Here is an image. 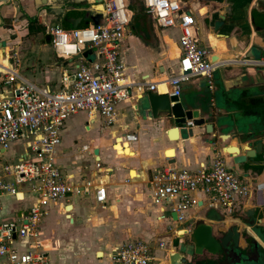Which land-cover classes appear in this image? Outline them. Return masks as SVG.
Here are the masks:
<instances>
[{
    "label": "crops",
    "instance_id": "0c3cea01",
    "mask_svg": "<svg viewBox=\"0 0 264 264\" xmlns=\"http://www.w3.org/2000/svg\"><path fill=\"white\" fill-rule=\"evenodd\" d=\"M96 1L99 0H59L54 6L67 5L63 11H84L89 17L87 11L94 7L100 9L98 4L101 3L94 4ZM80 4L87 7L83 8ZM46 7L53 9L51 5L37 7L32 0H0V42H4L6 57L12 64L11 47L28 36V19L35 18L42 29L43 24H57V18H47ZM140 7L141 16L131 23L136 30L128 25L129 31L118 49V58L125 70V82H130L132 86L129 89L130 98L115 104L114 123L105 128L97 114L88 118L84 112H77L66 119L61 129L60 144L55 151L56 166L65 170L64 178L78 190L86 183H90L92 188L85 194L68 195L48 206L40 225L39 240L51 264H111V254L121 243L132 239L145 241L153 235L147 207L142 204L144 199L149 200L147 182L152 170L162 166L197 170L201 165H209L216 155L233 167L230 155L236 156L235 148L242 152L246 145L251 148L256 142L264 145V69L239 63L243 59H257L255 57L264 55V0H221L218 3L195 0L190 7L186 0L185 8L193 17L199 45L207 50V58H211L212 64L217 67L211 74L210 91L206 80L200 77L180 84L179 101L182 103L190 98L192 107L186 109L196 110L203 122L186 128L183 139L173 133L168 137L171 125L163 116L151 118L147 97L167 95L169 90L158 84L152 92L136 88L142 79L157 82L175 71L179 56L176 39L179 31L157 28L143 13L142 1ZM60 27L71 28L63 24ZM256 27L263 28L256 32ZM64 70L70 72L72 68L65 66V62L58 63L43 68L39 80L30 82L22 79L36 87L58 90ZM203 95L209 97L208 109L200 101ZM207 125L209 129H206ZM221 135H225L223 140ZM125 136H134L135 140L125 143ZM119 139H122L121 145ZM17 143L22 145L21 142L12 143L8 148L10 152ZM226 146L231 149L222 150ZM94 149L97 150V160L92 154ZM80 161L87 164L85 170L81 169ZM237 167L240 173L248 176L245 178L252 187L244 212L253 210L260 218L264 214V197L260 195V188L264 187V162L258 174L242 169V165ZM100 184L105 190L103 205L93 201V189ZM4 198L10 197L0 196L3 209L0 222L19 217L30 201L26 194H18L17 198L22 199L12 200L18 205L24 203V209H16L8 202L4 203ZM152 207L154 219L158 222L156 208ZM204 210L203 216L186 219L188 222L191 219H206L205 213L209 210ZM216 215L220 216L214 212V217ZM228 220L236 222V219ZM261 221L264 236V219ZM53 223L59 224L60 231H55ZM69 227L78 232L68 235ZM174 235L166 239L169 249L165 260L153 257L157 264H166L169 252L174 251L171 247L180 242L176 232ZM173 237L175 242H172ZM62 243L71 247L68 253H62ZM22 244L23 241H17L15 245L20 247ZM185 258L186 264H189V254Z\"/></svg>",
    "mask_w": 264,
    "mask_h": 264
},
{
    "label": "built area",
    "instance_id": "2783aa9c",
    "mask_svg": "<svg viewBox=\"0 0 264 264\" xmlns=\"http://www.w3.org/2000/svg\"><path fill=\"white\" fill-rule=\"evenodd\" d=\"M141 1L143 13L157 28L179 31V56L175 71L157 82L142 79L137 90L152 92L158 84L169 90L168 96L178 97L182 82L199 77L212 90L211 74L217 66L208 62L207 50L199 45L193 18L185 8L186 0ZM98 6L99 10L94 7L87 11L91 16L101 15L96 25L89 22L86 27L72 29H63L60 24L42 25L56 57L72 68L62 72L58 90L25 82L8 58V68L0 64V158L14 142H21L23 147L14 164L0 162V196L21 200L17 194L24 193L30 199L19 217L0 222V264H51L39 240V226L48 206L67 194L78 196L92 188L86 183L78 190L67 178H60L55 151L61 129L66 119L77 112H84L88 118L97 114L108 128L116 118L115 104L130 98L132 84L125 82V70L118 58L119 46L129 31L128 0H102ZM86 51L90 55L83 57ZM76 56L78 63L73 60ZM88 57L92 59L87 62ZM239 63L264 69V55ZM191 126V121H185L183 128ZM124 139L128 143L135 137ZM147 185L156 220L161 223L167 212L169 220L179 225L188 221L185 212L190 207L212 210L235 220L243 215L252 195L251 182L226 169L219 155L197 170L156 168L150 172ZM93 201L97 205L105 201L101 184L93 189ZM2 211L0 204V214ZM190 226L182 229L184 233L189 234ZM17 241L23 244L16 247ZM158 248H163V242ZM148 253L146 241L132 239L115 248L110 263L151 264L156 260Z\"/></svg>",
    "mask_w": 264,
    "mask_h": 264
},
{
    "label": "rangeland",
    "instance_id": "374dc122",
    "mask_svg": "<svg viewBox=\"0 0 264 264\" xmlns=\"http://www.w3.org/2000/svg\"><path fill=\"white\" fill-rule=\"evenodd\" d=\"M187 1H188V6L190 7L191 3L195 0H187ZM128 2L131 5V8L133 9V11H135V12L141 4L140 0H128ZM98 3H101V0L94 2V4H98ZM66 7H68V6L62 5V7H59L58 9H55V10H52V9L46 7L45 11L48 12L47 18H49V17L59 18L58 15H60L61 12ZM82 7L85 8L87 6H86V4H82ZM87 18H88V13L85 14L84 20ZM68 27L69 28L71 27L70 29L73 28V26L71 24ZM168 31H170V30H168ZM170 33L171 32H169V35H171L172 37L175 38V35L173 33H171V34ZM178 37H176V39H178ZM11 48H12V51L10 52V56H11V58H13L12 68L16 69L17 74L21 78H24L30 82H34L35 80H39V78L42 77L43 68L48 67L49 65H52V66L55 65L56 66V64H58V63L59 64L63 63L62 60H57L55 53H54L53 49L51 48L50 44L48 43V41L46 40L43 32H39L37 34H31V35H28L26 37H23L19 41L18 45L12 46ZM255 58H258V57H255ZM91 59H92V57H88L85 60L88 62ZM74 62L78 63L79 60L77 59ZM208 98H209L208 95H203L200 99V101L205 105V107H206L205 109H208L207 108L208 107L207 106L208 105ZM192 103L193 102L190 101V98H187L186 101L182 102V105L185 108H190V107H192ZM22 148H23L22 145L20 143H17V145H15L12 149H10V150H12L11 152L9 151V149L6 150V152L4 153V156H2L0 158V162L10 164V165L14 164L16 162L15 156H16V154H19V152L22 150ZM263 154H264V146H263ZM83 161H86V160H83ZM263 162H264V158H263ZM80 163H81L80 164L81 169L85 170L84 167H87V164L83 163L81 161H80ZM223 164H224V167L226 169L234 171V173L240 175L241 177H244V178L247 177L248 178V176L239 172L238 167L237 168H235V166L230 167L229 163L225 162V161H223ZM57 170H58V174H59L60 178L64 177L63 175L65 173V170L61 169V168L60 169L58 168ZM21 187H22L21 189L24 188L23 185ZM24 190L25 189H23L22 191H24ZM260 195L262 196V198L264 197V187L263 186L260 188ZM141 198L142 197H140V199ZM4 199H5L4 203L8 202V204H10L12 207H14L16 209H22L24 206L23 205L24 203L20 204V205L15 203L12 200V198H8V199L4 198ZM142 204L145 205L144 207H147V210H148L147 215L149 217L148 223H149V226L151 229L150 232L153 234L150 237H148L147 239H145V241H147L146 244L149 248L148 255L150 257H155V258L160 257L163 260H165L166 251L169 249V246L167 245L168 241L166 239H168L170 236L174 235L175 231L183 228L185 225L192 224V226H193V223L195 222V220L192 221V219H191L189 222L187 221L186 224L179 225L178 223H172L169 220V214L166 212L164 214V219L161 221V223H158L154 219V214L152 212V210L154 208L150 204V201L148 199H146V200L144 199ZM204 212H205L204 209H197L194 207H190L185 212V218L192 216L194 219L196 216H201V215L203 216ZM208 214L211 218L214 217V212L212 210H209L207 215ZM242 218H244V215L237 217V221H240ZM260 218L264 219L263 213L260 215ZM198 219H202L205 224L210 225L213 229L214 228L225 229L226 227L233 224L230 220H228L227 218H223L221 216H217V219H215V220H208V219H203V218H198ZM60 220L62 221L61 218H60ZM237 221L234 223L237 224ZM239 225H241V224H239ZM52 226L54 227L55 231H60L59 224L53 223ZM39 230H40V226H39ZM67 230H68L67 231L68 235H73L74 232H78V231H73L71 229V227H69ZM186 234L187 233H184L183 230H179L178 232H176L177 237L181 238V240L179 243L177 242V244L174 243V246H172L171 248L174 251L182 254L185 257L188 254L191 257V255L189 253V248L187 247L188 240L186 239ZM175 241H176V239H175V237H173L172 242H175ZM160 242H163V244H164L163 250H160L158 248V244ZM62 245H63V246H61L62 253L63 252L68 253L69 249H71V247L67 246V244H64V243H62ZM203 256H205L207 258H214L213 256H206V255H203ZM199 257L200 256H194V258L192 257V260H195ZM151 264H157V263L152 262Z\"/></svg>",
    "mask_w": 264,
    "mask_h": 264
},
{
    "label": "water",
    "instance_id": "95a60500",
    "mask_svg": "<svg viewBox=\"0 0 264 264\" xmlns=\"http://www.w3.org/2000/svg\"><path fill=\"white\" fill-rule=\"evenodd\" d=\"M33 4L37 7L51 5L52 10L58 9L60 6H54L59 0H32ZM207 2L218 3L221 0H204ZM84 11H63L57 18V24H66L72 25L73 28L78 24L81 27H86L88 22L96 25L98 20L100 19V14H95L93 16H89L84 20ZM262 26V25H261ZM132 28V27H131ZM263 27L254 28L255 31L262 30ZM90 55V51H86L83 53V57ZM6 54L4 52V42H0V57H5ZM79 56L73 58V60L78 59ZM208 62L212 63L211 58H207ZM11 62V60H8ZM147 101L149 103V108L151 111V118H159L160 115L163 116L164 119L168 120L171 128L168 130V137L170 133H173L175 137L176 134L180 139L185 138L186 130L183 128L185 121H191L193 126L201 125L203 122L198 118V112L196 110L186 109L182 103L179 101L178 97L168 96V95H149L147 97ZM178 128V129H177ZM206 129H209V125L206 126ZM225 135H221L220 139L223 140ZM263 144L261 142H256L255 145L251 148L249 146H243L242 152L235 148L236 156H231V162L235 166L242 165L246 163L248 160L254 159L257 155L264 156L263 154ZM231 149L229 146L223 147L222 150ZM93 156L97 160V150L92 151ZM67 194L66 196H68ZM253 214V210L248 212H243L245 217H251ZM171 218L174 220L175 215L172 213ZM71 221V220H70ZM257 225L261 226V219L256 220ZM211 226L205 224L202 219H197L193 223L191 230L188 234V241L191 245L189 248L190 254L192 249L193 256H218L221 255V250L224 249L227 244H231L233 248H237V242L239 238L240 232L244 230V227H240L237 224H233L231 226L226 227L225 231L219 238V240H215L211 235ZM99 255V253H97ZM166 264H186V258L176 252L168 254Z\"/></svg>",
    "mask_w": 264,
    "mask_h": 264
},
{
    "label": "flooded vegetation",
    "instance_id": "af4514ba",
    "mask_svg": "<svg viewBox=\"0 0 264 264\" xmlns=\"http://www.w3.org/2000/svg\"><path fill=\"white\" fill-rule=\"evenodd\" d=\"M257 219H259V215L254 212L251 217L244 216L240 221L236 219L237 225L241 224L239 226L244 227V230L239 234L237 248H233L231 244H227L221 250V255L214 256V258L203 256L195 260H192L194 256L192 255L191 249V260L189 264L203 262L205 260L212 262V264H264V236L261 232V227L257 225ZM225 229L211 228L212 237L215 240H219ZM186 239L188 240V234H186ZM240 241L241 243H239ZM187 243V247L191 248L189 241Z\"/></svg>",
    "mask_w": 264,
    "mask_h": 264
},
{
    "label": "trees",
    "instance_id": "16d2710c",
    "mask_svg": "<svg viewBox=\"0 0 264 264\" xmlns=\"http://www.w3.org/2000/svg\"><path fill=\"white\" fill-rule=\"evenodd\" d=\"M129 5H128V9L130 10V12L132 11V17H133V18L131 17L132 20L130 18V21H129V24H131L136 19V17L138 18V17L141 16L142 8L139 6L137 8L136 12H135L131 8V5L130 6ZM80 6H82V4H80ZM63 25H66V24H63ZM67 26H69V25H67ZM130 27L135 29V26L133 24H131ZM42 30H43L42 27L37 25L35 18H33L31 20L30 19L27 20V24H26L27 35L39 33V32H42ZM262 163H263V157L261 155H257L254 159L248 160L246 163L242 164V169L251 170L252 172L258 174V173H260V171L262 169ZM217 216L218 215H216L215 217L211 218L209 216V214L208 215H207V213L205 214V218L208 219V220H215V219H217ZM175 244H176V242H175ZM193 264H212V262H210L208 260H205L203 262H196V263H193Z\"/></svg>",
    "mask_w": 264,
    "mask_h": 264
},
{
    "label": "bare ground",
    "instance_id": "6f19581e",
    "mask_svg": "<svg viewBox=\"0 0 264 264\" xmlns=\"http://www.w3.org/2000/svg\"><path fill=\"white\" fill-rule=\"evenodd\" d=\"M5 51H6V50L4 49V52H5ZM5 54H6V53H5ZM6 58H7L6 56H5V57H3V58H2V57H0V64H2V66H5V67H7V68H8V67H9V65H8V64H7V62H6ZM160 86H161V85H160ZM17 195H18V194H17ZM172 252H173V251H172ZM172 252H169V254H170V253H172Z\"/></svg>",
    "mask_w": 264,
    "mask_h": 264
}]
</instances>
